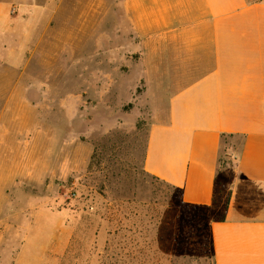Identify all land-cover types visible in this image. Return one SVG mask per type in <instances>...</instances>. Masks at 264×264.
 <instances>
[{
	"label": "rangeland",
	"instance_id": "obj_1",
	"mask_svg": "<svg viewBox=\"0 0 264 264\" xmlns=\"http://www.w3.org/2000/svg\"><path fill=\"white\" fill-rule=\"evenodd\" d=\"M35 1L45 40L26 63L0 25V264L61 249L59 264H212L241 137L222 146L214 204L185 206L143 168L174 90L149 72L130 1Z\"/></svg>",
	"mask_w": 264,
	"mask_h": 264
},
{
	"label": "crops",
	"instance_id": "obj_2",
	"mask_svg": "<svg viewBox=\"0 0 264 264\" xmlns=\"http://www.w3.org/2000/svg\"><path fill=\"white\" fill-rule=\"evenodd\" d=\"M128 1L149 72L174 90L149 127L144 170L184 202L208 205L221 133L241 137L225 219L210 225L214 264H264V0ZM44 13L35 0L9 16L0 4V25L10 28L2 33L29 50L25 63L45 40Z\"/></svg>",
	"mask_w": 264,
	"mask_h": 264
},
{
	"label": "trees",
	"instance_id": "obj_3",
	"mask_svg": "<svg viewBox=\"0 0 264 264\" xmlns=\"http://www.w3.org/2000/svg\"><path fill=\"white\" fill-rule=\"evenodd\" d=\"M232 137H233V134L232 133H221V149L219 150V155H218V168H217V171L219 169V165H224L226 163L225 159L221 157L222 145L225 143L226 138H232ZM171 187H173V186H171ZM178 190H179V192H181L180 189H178ZM230 194H231V190H228V192L226 194V197H225V200L223 202V213H222L221 216L217 217L213 221H223L225 219V211H226L227 206H228V202H229V199H230ZM215 196H216V179H215V188H214V191H213V199H212V202L210 204L204 205V206H211L212 204H214V202H215ZM182 204H184L185 206H190V207H193V206H201V205H195V204L186 203L183 200H182ZM213 221H211V223ZM210 225H209V228H210ZM210 246H211V249H212V259H213L212 260V264H214V256H213V247H212V241H211V234H210Z\"/></svg>",
	"mask_w": 264,
	"mask_h": 264
}]
</instances>
